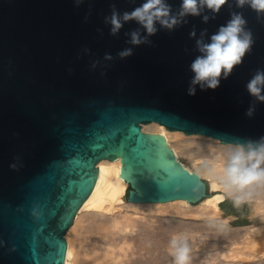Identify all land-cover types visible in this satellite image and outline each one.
<instances>
[{"label": "water", "instance_id": "obj_1", "mask_svg": "<svg viewBox=\"0 0 264 264\" xmlns=\"http://www.w3.org/2000/svg\"><path fill=\"white\" fill-rule=\"evenodd\" d=\"M144 2L0 0V264H65V233L93 196L97 163L121 162L124 201L203 209L205 179L143 125L224 145L264 137V101L247 89L264 71V12L227 0L218 13L198 5V16H180L182 0H164L178 23L156 21L148 35L123 20ZM113 11L122 24L115 35ZM233 14L246 21L251 50L215 89L193 85L192 63ZM126 49L132 55L121 58ZM183 226L174 221L166 233Z\"/></svg>", "mask_w": 264, "mask_h": 264}, {"label": "bare ground", "instance_id": "obj_2", "mask_svg": "<svg viewBox=\"0 0 264 264\" xmlns=\"http://www.w3.org/2000/svg\"><path fill=\"white\" fill-rule=\"evenodd\" d=\"M141 128L170 144L177 163L206 176L209 188L214 191L202 209L207 212L213 230L210 233L202 229L181 233L189 242L190 264H264V231L255 230L249 224L229 228L223 225L228 215H221L218 202L226 196L219 184L210 179L205 166V162L219 164L235 145H224L208 137L166 132L156 124ZM97 168L98 183L93 196L85 199L83 208L78 209L74 222L65 233V264H173L169 241L172 234L180 233L175 230L167 234L166 229L172 227L174 213L185 215L188 204L124 201L128 183L120 181L121 162L97 163ZM216 173L219 175V167ZM254 192L251 213L264 215V187H255ZM170 214L173 215L169 222ZM119 234L121 236L116 239ZM218 241L224 242L221 247ZM200 247L205 250H197Z\"/></svg>", "mask_w": 264, "mask_h": 264}, {"label": "clouds", "instance_id": "obj_3", "mask_svg": "<svg viewBox=\"0 0 264 264\" xmlns=\"http://www.w3.org/2000/svg\"><path fill=\"white\" fill-rule=\"evenodd\" d=\"M227 0H182V11L180 16L200 14L198 5H206L213 12L218 13ZM239 6L248 3L257 13L264 12V0H237ZM123 20H136L146 30L148 35L156 32L155 22L159 21L165 28L172 29L178 20L170 16V6L164 0H146L140 7L131 12L123 14ZM207 21L208 17L205 16ZM111 33L115 35L122 27L120 18L116 11L110 17ZM246 21L240 14H233L226 26H222L218 33L212 35L211 43L203 45L201 51L204 56L197 57L191 65L195 76L192 84L207 83V87L215 89L219 84V77L222 72L225 77L230 74L233 68L242 63L243 57L251 50L253 43L251 32L244 31ZM243 34V35H242ZM192 35H195L193 32ZM139 45L142 41L137 32L131 34V41ZM200 42L198 41V44ZM121 58L132 55L131 49L119 53ZM109 59L111 57H108ZM264 85V71L257 70L255 76L248 82V92L258 100L264 101L261 95V87ZM188 94L195 95V88L190 87ZM254 109L250 108L246 113L253 115ZM264 137L259 142L248 141L247 144L237 143L234 150L227 154L219 164L208 165L205 162L210 179L219 184L227 198L232 200L235 207H240L252 201L255 187H264ZM219 167V175L216 169ZM170 254L173 257V264H190V246L186 236L183 234L173 236L169 241Z\"/></svg>", "mask_w": 264, "mask_h": 264}, {"label": "rangeland", "instance_id": "obj_4", "mask_svg": "<svg viewBox=\"0 0 264 264\" xmlns=\"http://www.w3.org/2000/svg\"><path fill=\"white\" fill-rule=\"evenodd\" d=\"M202 177L205 179V181L208 183V180H206V176L202 175ZM208 185V184H207ZM209 188V186H208ZM128 189V185H127V188H126V191ZM126 191H125V194H126ZM214 191H212L210 188H209V194H213ZM253 200L249 203L246 204V209L244 210V214H243V217L247 220V223L246 224H249L251 226H254L257 230H261V231H264V218H262V215L261 213H257V214H252V208H251V204H252ZM189 206V205H188ZM188 208V209H187ZM189 213H187V212ZM186 213L184 215V213H179V215H177L178 213H174V216L172 217L173 214H170L168 216V220L169 222L171 221L170 217H172V220L171 221V225L172 223L175 221L174 219H176V221H180L182 222V224L184 225L183 227H181V230L180 231H177L176 233H190L191 230H197V229H202L204 230L206 233H210L213 228H211V225L212 223H210V218L209 216L207 215V212L200 209V208H197V207H193V206H189V207H186ZM203 211V212H202ZM90 212H94V211H90ZM182 214V215H181ZM221 215H223L221 213ZM224 216V215H223ZM181 218V219H180ZM237 218H233V217H227V220H226V223H223V225L227 228H229V226L231 227H236V226H241V225H237L235 224L234 221H236ZM182 220V221H181ZM170 224V223H169ZM186 224V225H185ZM244 225V224H242ZM200 227V228H199ZM203 232V231H202ZM120 234H123V233H120ZM117 235V238L116 239H119V236L121 235ZM171 234V233H170ZM178 235V234H177ZM174 235L172 234L171 238L173 237ZM206 239L208 240L209 238L206 237ZM211 239H209L210 241ZM219 243V244H218ZM224 243V242H223ZM223 243L221 241H218L217 244L220 246L223 245ZM220 246V247H221ZM199 247V246H198ZM205 250L204 248L200 247L199 251H202V250Z\"/></svg>", "mask_w": 264, "mask_h": 264}, {"label": "trees", "instance_id": "obj_5", "mask_svg": "<svg viewBox=\"0 0 264 264\" xmlns=\"http://www.w3.org/2000/svg\"><path fill=\"white\" fill-rule=\"evenodd\" d=\"M246 204L247 203L237 208L233 205L231 199H224L221 202H219L218 205L226 214H232L237 216L236 221H234L235 224L242 225L247 223V220L243 217L244 210L246 209Z\"/></svg>", "mask_w": 264, "mask_h": 264}, {"label": "crops", "instance_id": "obj_6", "mask_svg": "<svg viewBox=\"0 0 264 264\" xmlns=\"http://www.w3.org/2000/svg\"><path fill=\"white\" fill-rule=\"evenodd\" d=\"M222 200H224V199H221L219 202H221ZM219 202H218V204H219ZM218 207H219V205H218ZM220 208V207H219ZM221 209V208H220ZM221 213H222V209H221ZM232 215V214H231ZM224 216H226V215H224ZM228 217V216H227ZM233 218H237V216H235L234 215V217Z\"/></svg>", "mask_w": 264, "mask_h": 264}]
</instances>
